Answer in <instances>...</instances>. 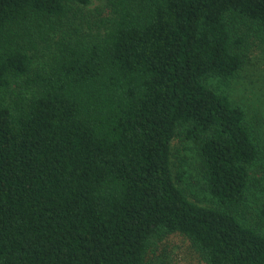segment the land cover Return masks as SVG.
Here are the masks:
<instances>
[{
    "label": "trees",
    "instance_id": "16d2710c",
    "mask_svg": "<svg viewBox=\"0 0 264 264\" xmlns=\"http://www.w3.org/2000/svg\"><path fill=\"white\" fill-rule=\"evenodd\" d=\"M90 4L0 0V264H167L176 236L264 264V143L210 85L239 76L264 0H107L85 32ZM179 139L218 207L181 187Z\"/></svg>",
    "mask_w": 264,
    "mask_h": 264
},
{
    "label": "rangeland",
    "instance_id": "374dc122",
    "mask_svg": "<svg viewBox=\"0 0 264 264\" xmlns=\"http://www.w3.org/2000/svg\"><path fill=\"white\" fill-rule=\"evenodd\" d=\"M77 8L79 12L75 20L85 32L95 31L102 26V20L107 18L110 9L107 0H91L90 5ZM250 45L252 48L248 60L239 76L227 84L214 79L210 85L229 95L234 103L246 110L248 120L256 125L264 143V31L253 34ZM174 150L173 171L176 178L179 173L185 172L183 180L179 181L189 199L202 206L218 207L207 190L198 146L179 139L174 144ZM258 171H261L259 174L264 178V167ZM166 245L169 247L168 255L164 258L167 264H204L190 242L183 237L170 238Z\"/></svg>",
    "mask_w": 264,
    "mask_h": 264
}]
</instances>
